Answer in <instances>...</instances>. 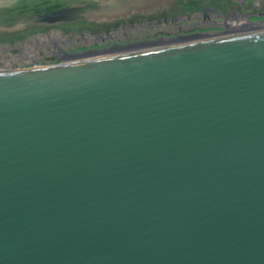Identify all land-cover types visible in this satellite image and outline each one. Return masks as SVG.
<instances>
[{
	"label": "water",
	"instance_id": "1",
	"mask_svg": "<svg viewBox=\"0 0 264 264\" xmlns=\"http://www.w3.org/2000/svg\"><path fill=\"white\" fill-rule=\"evenodd\" d=\"M94 1L0 11V40L161 11ZM249 30L0 69V264H264V25Z\"/></svg>",
	"mask_w": 264,
	"mask_h": 264
},
{
	"label": "flooded vegetation",
	"instance_id": "2",
	"mask_svg": "<svg viewBox=\"0 0 264 264\" xmlns=\"http://www.w3.org/2000/svg\"><path fill=\"white\" fill-rule=\"evenodd\" d=\"M96 3L97 2L94 0H14L11 4L0 3V11L7 10L10 15L15 16L23 12L22 15L26 17L25 21H29L34 16L50 14L54 11L74 5L87 6ZM146 7L161 9V11L153 16H144L141 14L131 15L128 18H122L112 23L97 24L89 21H78L75 23H63L62 26L58 27L62 28L61 31L54 30L50 32V28H45L26 33L24 34V41L20 43V47L22 49L26 48L27 50L17 56L10 57L4 54L3 60L0 62L6 65L5 67H9L12 64H22L26 59H33L31 48L34 47L35 43L40 44L41 40L47 41L48 39L63 40L64 43L74 40L84 42L90 41V44H94L95 41L99 40H116V37L120 35L123 30L141 33L145 29L151 30L153 28V30L155 29L157 31L161 28L164 29L168 27L174 22L180 21H188L190 25L198 27V29L200 28L184 36L209 35L217 37L222 35H234L237 33H244V31L249 29V25L251 26L258 23H260L258 25H264V0H156L154 4L147 5ZM13 21L15 20H12V22ZM226 22L234 24V28L231 29L232 31L229 30L227 26L228 23ZM155 34L161 35L142 41L155 40L158 37L175 38L180 36H172L171 34L173 33H168L169 35L167 33ZM55 44H57V42L52 43V45ZM112 45L108 47H98L97 43V45L88 50H105ZM62 51V49L61 51L59 49L56 52L45 53L40 57H46L48 59L57 57L60 59L62 58L64 61L65 58L63 56L80 53L77 51L69 53ZM2 68L4 67L2 66Z\"/></svg>",
	"mask_w": 264,
	"mask_h": 264
},
{
	"label": "rangeland",
	"instance_id": "3",
	"mask_svg": "<svg viewBox=\"0 0 264 264\" xmlns=\"http://www.w3.org/2000/svg\"><path fill=\"white\" fill-rule=\"evenodd\" d=\"M200 29V28H199ZM198 27H194L190 25V22L188 21H180V22H174L168 27H165L164 29L160 30H151L145 29L143 32L138 33V32H130L123 30L120 35L116 37V40H105L103 43H98V47H108L114 43L118 44H126L129 42H135V41H142L144 39H151L156 36H160L161 34H155V33H173L171 34L172 36H184L187 35L195 30H199ZM169 35V34H168ZM24 36V35H23ZM18 37V38H13L7 40V38L2 39L0 41V44H4L5 47H1V53H0V61L3 60V55L7 54V56H17L20 53L22 54L24 51H26V48H21L20 43L23 42L25 36L23 37ZM23 37V38H22ZM66 39V38H65ZM17 41V42H16ZM57 42V44L52 45V43ZM57 45V46H56ZM95 45L90 44L84 41L80 40H74L72 42L64 43L63 40H51L48 39L47 41L41 40V43H35L34 47L31 48V55L33 56V59H26L22 64H12L9 67H5L2 62H0V69L1 70H15V69H24V68H29L32 67L33 65H54L61 63L63 59L57 58V57H52L51 59H48L46 57H40L44 55L45 53H51V52H56L57 50H63L65 52H72V51H77V52H83L87 51L90 48H93ZM30 50V49H29ZM8 57V58H10ZM2 66L4 68H2Z\"/></svg>",
	"mask_w": 264,
	"mask_h": 264
},
{
	"label": "bare ground",
	"instance_id": "4",
	"mask_svg": "<svg viewBox=\"0 0 264 264\" xmlns=\"http://www.w3.org/2000/svg\"><path fill=\"white\" fill-rule=\"evenodd\" d=\"M14 0H0V3H3V4H11L12 2H13ZM226 23H228V22H226ZM227 26H228V28H229V30H231L232 28H234V24H232V23H228L227 24ZM260 26H262V25H249L248 27L251 29V30H253L254 28H256V27H260ZM61 29L62 28H58V27H54V28H50V32H52V31H56V30H58V31H61ZM249 30V29H248ZM248 30H246V31H248ZM232 31V30H231ZM246 31H244V33L246 32ZM250 31V30H249ZM209 38H212V36H208ZM217 37H219V36H217ZM11 39V38H10ZM7 40H9V39H7ZM0 41H2V40H0ZM103 41L104 40H99V41H95V42H97V43H103ZM90 41H87V43H89ZM172 43H174V42H167V41H162V42H157V43H148V44H139V45H135L134 47H129V48H127V49H123L121 52H126L125 50H127V51H129V50H132V49H151V48H153V47H159L160 45H166V44H172ZM4 44H6V42L4 43ZM4 44L3 45H1L0 44V47H5L4 46ZM1 49V48H0ZM61 51V50H60ZM63 52V51H62ZM100 55H105V53H92V54H90V55H81V56H77V57H68V56H63L66 60H68V61H70V60H74V59H80V58H88V57H90V56H92V57H95V56H100ZM84 56H86V57H84ZM91 58V57H90Z\"/></svg>",
	"mask_w": 264,
	"mask_h": 264
}]
</instances>
